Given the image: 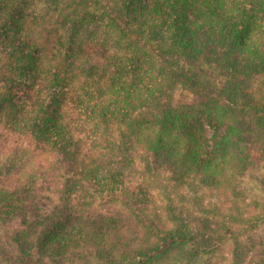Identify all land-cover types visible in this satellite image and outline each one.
<instances>
[{"label": "trees", "instance_id": "1", "mask_svg": "<svg viewBox=\"0 0 264 264\" xmlns=\"http://www.w3.org/2000/svg\"><path fill=\"white\" fill-rule=\"evenodd\" d=\"M262 163L264 0H0V264H264Z\"/></svg>", "mask_w": 264, "mask_h": 264}, {"label": "rangeland", "instance_id": "2", "mask_svg": "<svg viewBox=\"0 0 264 264\" xmlns=\"http://www.w3.org/2000/svg\"><path fill=\"white\" fill-rule=\"evenodd\" d=\"M207 129L209 131V134H212V130L209 127H207ZM246 173L247 175L245 174L239 177V182H241L240 183L241 187L243 183H244L243 186L248 187V189L247 188L245 189L247 192L246 195L248 196H250L252 193L257 194V196L258 195L260 196V194L263 192L262 189L260 188L264 187V185L262 184V182L264 183V181L258 183L259 181L258 179L256 181V176L257 175H259V177H261L262 175L264 176V163H262L260 170L253 172L254 179H251L252 178L251 174L248 175L249 172ZM249 176H251V178ZM45 192L48 193L46 189ZM50 195L52 198L48 203H47L48 200H46V198L43 197L44 201H41L43 202V204L41 203L37 205V209H38L37 214L31 217L30 219V221L34 224L33 225L34 228L32 229L31 233H29V241L33 243H36L37 237L43 233L48 223L53 218L54 211H57V209H54V206L57 203L56 201L57 197L55 194L54 195L50 194ZM161 196H162L161 194H158L156 196L158 200V204L164 206L167 203V199L166 198L164 199ZM175 201L177 203L180 202L177 197L175 198ZM243 204L244 202L241 201L240 206H243ZM232 207L226 206L225 208L228 211H231V213H233L234 211ZM72 210L73 212L70 214H72L74 220L77 221V219L79 218L88 219L87 220L88 224L86 225H91L94 223V221L105 222L110 226H114V228L117 231H119V233L124 235V237H130L131 235H135L136 232L137 233L140 232V229L137 228V223L134 221L132 217H129L127 211L122 210V207H118V206L114 207L112 205L106 204L99 198H93L91 200L88 199L86 195H82L81 198L79 199V204L75 206ZM22 226H24L23 222H21L20 220H15L10 224V227L7 230L9 233L11 232V230H14L17 234L18 228H21ZM0 234L2 238L5 237L3 230H0ZM230 244L231 243L229 242L227 246L221 248L219 253L216 255L215 257L216 264H226L225 256L228 254Z\"/></svg>", "mask_w": 264, "mask_h": 264}]
</instances>
